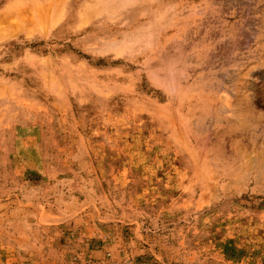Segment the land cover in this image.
I'll use <instances>...</instances> for the list:
<instances>
[{
  "label": "rangeland",
  "instance_id": "374dc122",
  "mask_svg": "<svg viewBox=\"0 0 264 264\" xmlns=\"http://www.w3.org/2000/svg\"><path fill=\"white\" fill-rule=\"evenodd\" d=\"M0 264H264V0H0Z\"/></svg>",
  "mask_w": 264,
  "mask_h": 264
},
{
  "label": "bare ground",
  "instance_id": "6f19581e",
  "mask_svg": "<svg viewBox=\"0 0 264 264\" xmlns=\"http://www.w3.org/2000/svg\"><path fill=\"white\" fill-rule=\"evenodd\" d=\"M41 16V14L39 15V17ZM35 18V17H34ZM39 18H37V20H38ZM36 20V19H35ZM42 19H40L39 21H41Z\"/></svg>",
  "mask_w": 264,
  "mask_h": 264
}]
</instances>
